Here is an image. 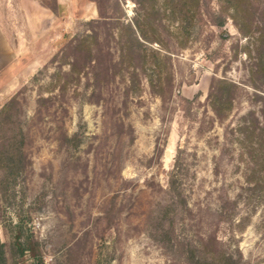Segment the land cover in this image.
Instances as JSON below:
<instances>
[{"label": "rangeland", "instance_id": "1", "mask_svg": "<svg viewBox=\"0 0 264 264\" xmlns=\"http://www.w3.org/2000/svg\"><path fill=\"white\" fill-rule=\"evenodd\" d=\"M197 1L0 0L3 38L23 63L11 95L28 158L0 183V240L9 247L18 230L37 240L5 264H182L200 237L239 248L240 264H264V70L254 64L264 56V0H227L238 25L219 0ZM137 24L149 40L131 84ZM74 37L83 46L63 49ZM154 60L171 74L160 94L147 79ZM213 76L235 86L231 110L212 122ZM178 148L185 203L166 252L151 221L170 198Z\"/></svg>", "mask_w": 264, "mask_h": 264}, {"label": "trees", "instance_id": "2", "mask_svg": "<svg viewBox=\"0 0 264 264\" xmlns=\"http://www.w3.org/2000/svg\"><path fill=\"white\" fill-rule=\"evenodd\" d=\"M227 0H219L220 9L228 14L235 23L238 25V8L235 4H226ZM194 5H197L198 1L194 0ZM184 13L186 11H193L192 7L187 6L186 3H182ZM186 7V8H185ZM174 10H172L173 12ZM95 21V20H93ZM137 29L139 34H136L135 31L130 26L132 32V46L133 49H129L130 53L135 59H141V63L137 62L132 64L130 71L129 82L134 84L138 82V72L137 67H140L144 70V61L145 53L144 51V40H149L148 36L142 30L140 24H137ZM140 37V38H139ZM83 41L79 37H74L70 39L63 47L65 48H77L78 46H83ZM62 49V50H63ZM88 52L92 50L91 47H87ZM166 57H169L164 53ZM94 59H91L93 61ZM76 64L74 58L72 60V70H74V65ZM255 67L258 69L262 67L264 70V56H259V59L254 62ZM153 74H147V79L150 83L153 91H157L160 94V90L164 87H169V81L171 79V74L167 71L165 76H162L161 61L154 60ZM70 71H64L66 76ZM254 71V70H253ZM155 72V74H154ZM68 79L63 81L61 84V89L64 87ZM235 84L227 80L226 78L213 76L209 85V90L207 93L208 103L213 110V116L210 118V121L213 122L214 119L222 120L225 118L227 113L232 108L233 102V92L232 87ZM160 89V90H159ZM18 92H15L10 96L7 102H5L0 108V183H4L7 177H14L20 169L25 167L28 162L27 155L24 150L25 144V133L24 130L19 126V123L16 122V117L14 111L16 110V103L18 102ZM45 97L38 96L37 101L43 100ZM183 100L188 101L186 97H183ZM15 109V110H14ZM14 110V111H13ZM264 113V111H263ZM264 119V114H263ZM264 124V120H263ZM203 124L199 125V130H204ZM260 136L264 135V126L261 128ZM65 135V133H64ZM67 136V135H66ZM264 140V138H263ZM162 148L155 146L156 154L161 153ZM180 148L177 150V156L175 158L174 166L175 168L171 169L167 178V187L170 192V198L167 202L163 204L160 212L153 218L151 221V237L157 240L166 252H171L175 249L176 246V233L174 225V214L175 207L177 205H183L185 203V195L183 194V187L178 181V169L180 168V163H178ZM20 230L15 234V240L9 244V247L6 246L5 242L0 240V264H5L6 256L8 254H22L25 249H29L32 253L36 248L37 240L26 239L20 240ZM208 239H214L216 241V247L213 250L207 249ZM199 244V245H198ZM198 244L190 245L186 250H184L185 255L181 259L182 264H240L242 259V253L239 248H236L234 252H229L222 247L221 241L217 240L214 237H200Z\"/></svg>", "mask_w": 264, "mask_h": 264}, {"label": "crops", "instance_id": "3", "mask_svg": "<svg viewBox=\"0 0 264 264\" xmlns=\"http://www.w3.org/2000/svg\"><path fill=\"white\" fill-rule=\"evenodd\" d=\"M0 28V106L20 84L23 63L15 44L5 42Z\"/></svg>", "mask_w": 264, "mask_h": 264}]
</instances>
